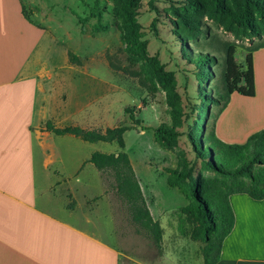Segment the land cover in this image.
Instances as JSON below:
<instances>
[{
    "label": "rangeland",
    "instance_id": "rangeland-1",
    "mask_svg": "<svg viewBox=\"0 0 264 264\" xmlns=\"http://www.w3.org/2000/svg\"><path fill=\"white\" fill-rule=\"evenodd\" d=\"M21 1L30 21L51 34L55 43L51 49L52 64L61 65L66 61L67 68L72 66L95 77L94 83H85L83 111L61 118L57 125L76 123L91 130L132 128L125 134L124 151L131 159L154 214L160 216L164 227L162 246L156 247L149 234L133 222L129 207L116 192L113 172L99 171L91 163L82 170L75 169L74 161L80 156L85 159L97 151L118 153L121 149L116 143L89 144L78 139L75 141L84 147L77 151L75 159L69 156L64 159V171L52 163V173L66 176L83 173L78 178L81 181L86 175L90 178V191L78 187L76 199L68 193L69 203L76 206L77 201L84 210L99 206L108 214L113 222L111 234L121 252L120 264H204L202 244L191 239L192 226L182 213L189 201L177 188L168 185L167 170L186 164L194 167L196 175L217 179L215 173L196 159L189 135L201 124L209 132L212 130L219 106L204 102L201 95L203 89L214 99L220 98L217 92L224 93L229 55L232 54L236 65L247 68L249 50L264 41V14L248 6L264 0ZM96 3L103 10L101 19L89 18L83 24ZM126 18L147 41V55L157 59L155 94L149 93L138 77L122 71L127 64ZM97 24L104 27V32L93 33ZM184 48L190 54L208 53L214 58L215 64L205 70L212 73L206 84L198 75L203 71L202 66L198 69L192 64ZM70 54L79 63H72ZM203 103L209 106V116L204 114ZM128 107L136 108L135 119L139 124L126 113ZM162 126H173L179 132L173 147L161 148L155 143L154 132Z\"/></svg>",
    "mask_w": 264,
    "mask_h": 264
},
{
    "label": "crops",
    "instance_id": "crops-1",
    "mask_svg": "<svg viewBox=\"0 0 264 264\" xmlns=\"http://www.w3.org/2000/svg\"><path fill=\"white\" fill-rule=\"evenodd\" d=\"M54 44L46 29L26 19L21 0H0V264H120L108 214L99 206L84 210L77 201L68 208L78 187L90 191V178L51 171L52 163L64 171V159H75L84 145L42 127L80 114L85 83L95 81L66 61L52 64ZM253 66L255 96L232 94L214 120L225 143L244 144L264 129V48L253 53ZM93 153L76 158L75 169ZM230 203L235 226L217 264H264V200L234 194Z\"/></svg>",
    "mask_w": 264,
    "mask_h": 264
},
{
    "label": "trees",
    "instance_id": "trees-1",
    "mask_svg": "<svg viewBox=\"0 0 264 264\" xmlns=\"http://www.w3.org/2000/svg\"><path fill=\"white\" fill-rule=\"evenodd\" d=\"M248 6L264 14V3L251 2ZM22 12L30 21L23 3ZM102 14L103 10L99 3H96L90 16L83 19L82 23H86L89 18L100 20ZM125 23L124 52L127 64L122 67V71L138 77L140 84L147 88L149 93L155 94L158 90L157 59L147 55V41L143 40L142 35L133 28L127 18ZM104 30L101 24H97L92 31L97 34ZM261 48H264V41L251 47L247 68L236 65L232 54L229 55L223 81L224 93L217 92L219 99L210 97V92H205L203 89L201 97L204 98V102H213L214 105L219 106L217 116L224 111L232 94L255 96L253 53ZM184 52L188 60L198 69L202 66L203 71L198 75L200 81L206 84L212 73H206L205 70L215 64L214 58L208 53L190 54L186 48ZM70 61L79 63L73 54H70ZM201 107L205 116H209V106L203 103ZM125 111L133 121L140 123L135 119L136 108L128 107ZM131 129L128 126L109 127L105 130H91L81 126L58 127L53 121H47L42 127L43 131L57 136L72 135L91 144L116 143L119 146L121 150L118 153L94 152L90 159L84 162L83 167L91 163L99 171L113 172L116 192L129 207L133 222L141 231L149 234L156 247L161 248L164 229L160 221L152 216L131 159L124 151L125 134ZM179 136V132L175 131L173 126H162L155 130L154 141L161 148H170L176 144ZM189 139L196 159L205 169L215 173L217 179L208 180L200 173L196 175L194 167L185 164L181 168L167 170V183L170 187L177 188L189 201L182 208V213L192 226L191 239L202 244L204 264H217L221 257L224 240L235 226V214L230 197L234 194H247L254 200H264V129L252 134L244 144H228L218 138L214 128L209 132L206 125L201 124L195 126ZM74 206L75 203H71L68 208L74 209Z\"/></svg>",
    "mask_w": 264,
    "mask_h": 264
},
{
    "label": "water",
    "instance_id": "water-1",
    "mask_svg": "<svg viewBox=\"0 0 264 264\" xmlns=\"http://www.w3.org/2000/svg\"><path fill=\"white\" fill-rule=\"evenodd\" d=\"M141 128V127H140Z\"/></svg>",
    "mask_w": 264,
    "mask_h": 264
}]
</instances>
